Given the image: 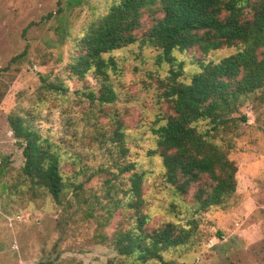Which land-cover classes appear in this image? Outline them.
<instances>
[{
  "label": "rangeland",
  "instance_id": "obj_1",
  "mask_svg": "<svg viewBox=\"0 0 264 264\" xmlns=\"http://www.w3.org/2000/svg\"><path fill=\"white\" fill-rule=\"evenodd\" d=\"M114 1L64 3L57 13V0H0V264H116L120 260L112 245L98 237V232L111 234L118 213L110 226L101 228L99 206L76 201L71 191L56 204L24 184L22 150L15 144L9 115L26 118L56 146L63 178L81 182L85 197L102 196L104 174L97 172L111 161L98 132L109 134L115 117L122 121L127 160L144 174L143 211L149 226L194 221L186 245L164 252L161 262L148 264H264V98L245 102L233 115L245 118V122L238 120L230 139L233 147L228 157L237 166L235 193L221 206L192 214V192L177 197L162 178L160 158L149 154L155 148L152 128L161 124L158 118L166 111L157 81L177 66L159 61L160 50L138 43L104 55L116 64L106 79L116 99L103 112L86 96L96 95L101 83L92 73L76 79L67 70L75 41ZM144 19L148 20L146 15ZM237 49L206 54L195 49L173 51L183 71L178 81L189 83L200 61L218 62ZM44 83L64 90L54 93ZM83 167L84 175L76 178L77 169ZM109 171L116 173L112 167Z\"/></svg>",
  "mask_w": 264,
  "mask_h": 264
},
{
  "label": "trees",
  "instance_id": "obj_2",
  "mask_svg": "<svg viewBox=\"0 0 264 264\" xmlns=\"http://www.w3.org/2000/svg\"><path fill=\"white\" fill-rule=\"evenodd\" d=\"M73 2L80 0H57V13L64 3ZM135 43L160 50L159 61L177 66L166 79L157 81L166 111L158 118L161 124L152 128L155 148L149 151L161 160L164 182L179 198L192 192V214L225 204L237 187V166L228 157L233 147L230 139L238 120L245 122L244 117L233 115L245 102L264 98V0H115L75 41L67 65L72 77L82 79L92 73L101 83L96 95L86 94L101 112L116 99L106 83L107 71H115L116 64L104 55ZM231 47L238 49L218 62L200 61L189 83L178 81L183 71L173 51L195 49L206 54ZM43 87L54 93L64 90L54 83ZM8 123L22 150V181L30 189L42 191L56 204L71 191L76 201L91 208L99 206L103 211L98 221L101 228L110 226L118 213L109 236L98 232L100 242L110 243L119 256L116 264L161 262L164 252L191 239L194 221L149 226L143 211L144 174L137 173L135 164L127 160L120 119L112 121L109 134L98 132L99 143L111 158L97 172L104 174L101 197H85L81 182L65 181L56 146L42 138L26 118L9 115ZM110 167L116 173L110 172ZM84 168L77 169L76 178L84 175Z\"/></svg>",
  "mask_w": 264,
  "mask_h": 264
}]
</instances>
